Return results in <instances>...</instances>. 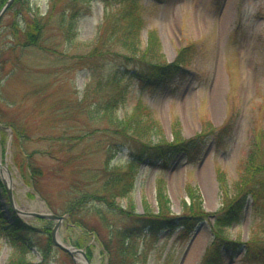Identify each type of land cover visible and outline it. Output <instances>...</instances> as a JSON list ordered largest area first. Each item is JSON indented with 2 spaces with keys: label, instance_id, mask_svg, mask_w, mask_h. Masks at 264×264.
Here are the masks:
<instances>
[{
  "label": "rangeland",
  "instance_id": "1",
  "mask_svg": "<svg viewBox=\"0 0 264 264\" xmlns=\"http://www.w3.org/2000/svg\"><path fill=\"white\" fill-rule=\"evenodd\" d=\"M57 1L17 0L0 19V163L12 192L11 203L0 189V209L7 219L18 216L42 229L44 219L31 213L65 216L57 236L73 245L81 231L65 212L69 200L78 187L88 190L112 176L132 186L116 201L122 207L133 204L140 214L157 213L159 197L165 193L170 211L182 215L185 203L191 204L188 185L197 189L204 211L218 212L223 205L220 181L224 176L233 189L248 144L256 142L264 129V0H139L141 50L153 34L163 60L176 61L181 50L186 59L178 76L157 87L142 86L129 75L112 85L106 79L107 70L120 61L111 55L100 56L95 73L79 63L82 55L96 47L100 34L108 37L112 24L104 20H115L121 10L118 5L107 7L101 0ZM27 6L48 20L37 46L27 45L25 37L16 34L20 13ZM99 81L108 84L99 95L119 99L116 118L127 117L139 106L151 111L158 128L151 137L154 142L172 141L175 131L190 139L228 121L233 122L231 133L221 139L211 134L201 154L193 158L184 153L167 162L134 164L128 149L108 153L100 130L105 122L93 109L84 114L79 106V100ZM83 134H90L88 140L68 150L84 155L78 161L68 164L49 154L61 148L58 139ZM254 149L255 157H264V144ZM32 166L38 168V175ZM259 192L262 197L257 200L252 194L247 197L242 219L226 228L232 240H264V186ZM49 221L52 232L56 221ZM214 222V216L208 217L187 237L181 229L166 230L158 237L129 242L142 252L138 264H185L187 259V264H262L249 261L246 248L235 254L227 249L218 256L208 254ZM84 239L96 246L91 263L108 264L109 257L95 239ZM11 240L7 235L0 237V264L18 258ZM26 260L38 263L41 253L33 248Z\"/></svg>",
  "mask_w": 264,
  "mask_h": 264
},
{
  "label": "trees",
  "instance_id": "2",
  "mask_svg": "<svg viewBox=\"0 0 264 264\" xmlns=\"http://www.w3.org/2000/svg\"><path fill=\"white\" fill-rule=\"evenodd\" d=\"M60 1L58 0L57 3ZM101 1L107 7L116 4L121 10L116 15L115 20L109 17L104 20L112 24L108 37L100 34L96 47L81 56L79 63L83 67L95 73L100 67V56L111 55L115 57L113 59L120 62H114L115 65L107 70V81L114 85L119 82L122 76L129 75L136 78L145 87L163 86L184 70V50L179 51L174 62L169 63L163 60L159 54L160 44L156 35L151 34L148 37L147 46L141 50L140 32L143 27V17L138 11L139 0ZM6 2L7 0H0V10ZM14 2L16 3L17 0ZM66 5L71 6L69 3ZM26 9L27 13L23 11L20 13L22 15L20 22L23 24L17 23L15 26L17 28L16 34L17 37L19 35L25 37L27 45L37 46L48 20L46 21L38 13H31L29 6ZM80 14L81 12L77 10L76 17ZM60 22L61 25L64 23L61 20ZM100 32H102L101 27ZM111 44L115 45L111 47ZM105 45L108 48L101 52V48ZM116 46L121 47V50L116 49ZM106 85L99 81V86L96 89H92L83 95L79 100V106L83 109L82 113L84 114L93 113V109L99 119L105 122L106 126L100 130L106 140L108 153L116 154L123 149H128L134 164L143 162L155 164L161 160L167 162L184 153L193 158L201 154L207 137L211 134H216L221 139L231 133L233 122L228 121L219 129L209 128L208 131L200 132L190 139L183 138L179 131H175L172 141L161 139L154 142L151 137L158 128L151 111L146 107L139 106L127 117L116 118L115 112L119 106L118 97L112 95L105 98L104 94L99 95ZM14 133L17 134L15 130ZM89 136L90 134L71 135L63 137L62 140L58 139L62 145L61 148L57 151H49V154L68 164L69 162H76L84 155L69 154L68 150L83 144ZM256 144L259 146L264 144V129L258 134L256 142L248 144L247 155L241 162L239 177L234 182L233 189L227 186L222 175L220 184L223 190V205L213 215L203 210L201 197L192 185H188L186 188L191 204L185 203L187 210L182 215H174L170 211L169 201L165 193L159 197V211L157 213L146 211L140 214L136 212L133 204L129 207H122L116 200L127 195L132 186L113 176L108 181H104L103 184L88 190L81 187L77 189L76 187L77 190L72 199L69 200L65 211L69 220L81 231V238L75 241L73 245L85 249L88 258L92 260V249L96 246L84 238H93L100 245L102 252L109 257L108 264H138L142 252L138 251L129 241L158 237L166 230L174 232L178 229H181L183 236L187 237L192 235L202 221L214 216L213 240L209 245L208 254L218 256L223 249L231 250V253L235 254L246 248V256L249 261L264 264V240L252 237L248 243L234 241L228 237L225 231L232 223L242 219L249 195L252 194L256 200L262 197L259 190L261 185L264 186V157H255L254 146ZM32 170L36 175L40 173L37 167L32 166ZM253 182L255 184L251 185ZM0 189L3 190L2 195L10 200L1 177ZM231 191H234L233 196H230ZM44 222L45 226L41 229L26 223L18 216L8 220L0 209V237L4 235L10 237L13 250L18 251V258L12 260L10 264H77L69 253L54 244L51 232L52 221L44 219ZM33 248H37L41 253V261L38 263H31L26 260L27 254Z\"/></svg>",
  "mask_w": 264,
  "mask_h": 264
},
{
  "label": "water",
  "instance_id": "3",
  "mask_svg": "<svg viewBox=\"0 0 264 264\" xmlns=\"http://www.w3.org/2000/svg\"><path fill=\"white\" fill-rule=\"evenodd\" d=\"M13 2L14 0H7L3 8L0 10V19L2 18L4 13L11 7ZM2 169H3V165L0 163V174L2 176V181H3L5 188L7 189V194L9 196L10 202L12 203V192H11V189L9 188V185L6 179L3 176ZM31 215L34 217H38V218L56 221V225L53 227V230H52V239H53L54 244L58 246L59 248H61L63 251L69 253L77 263H79L77 256H81L84 259L85 264H92L90 259L87 256L85 249L77 247L75 245H67L62 240L58 239L57 231H58L60 224L65 219V216L54 214V213H31Z\"/></svg>",
  "mask_w": 264,
  "mask_h": 264
},
{
  "label": "bare ground",
  "instance_id": "4",
  "mask_svg": "<svg viewBox=\"0 0 264 264\" xmlns=\"http://www.w3.org/2000/svg\"><path fill=\"white\" fill-rule=\"evenodd\" d=\"M3 176L4 177H6V176H8L7 175V171H6V168L5 167H3ZM206 172V171H205ZM209 174H208V171L206 172V175H205V181H207L208 180V176ZM7 178V177H6ZM7 180H9V179H7ZM204 188V187H203ZM59 240H60V238H58ZM77 259H78V262L80 263V264H85V261H84V259L81 257V256H77ZM189 262V260L187 259V261L185 262V264H187Z\"/></svg>",
  "mask_w": 264,
  "mask_h": 264
}]
</instances>
